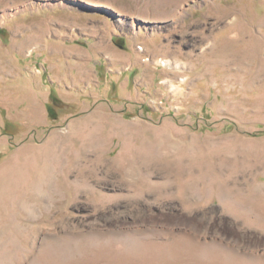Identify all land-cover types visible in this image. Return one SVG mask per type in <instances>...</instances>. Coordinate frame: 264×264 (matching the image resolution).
Masks as SVG:
<instances>
[{"label":"rangeland","instance_id":"1","mask_svg":"<svg viewBox=\"0 0 264 264\" xmlns=\"http://www.w3.org/2000/svg\"><path fill=\"white\" fill-rule=\"evenodd\" d=\"M0 264H264V0H0Z\"/></svg>","mask_w":264,"mask_h":264},{"label":"trees","instance_id":"2","mask_svg":"<svg viewBox=\"0 0 264 264\" xmlns=\"http://www.w3.org/2000/svg\"><path fill=\"white\" fill-rule=\"evenodd\" d=\"M58 101V98L55 96V95H53V93L49 96V101H48V103H47V105H46V109H47V114H48V118L51 120H55L56 119V117H54V109H55V107L54 106H56V102Z\"/></svg>","mask_w":264,"mask_h":264},{"label":"bare ground","instance_id":"3","mask_svg":"<svg viewBox=\"0 0 264 264\" xmlns=\"http://www.w3.org/2000/svg\"><path fill=\"white\" fill-rule=\"evenodd\" d=\"M166 65V64H165ZM168 65H170V63H168Z\"/></svg>","mask_w":264,"mask_h":264},{"label":"crops","instance_id":"4","mask_svg":"<svg viewBox=\"0 0 264 264\" xmlns=\"http://www.w3.org/2000/svg\"><path fill=\"white\" fill-rule=\"evenodd\" d=\"M47 114V113H46Z\"/></svg>","mask_w":264,"mask_h":264}]
</instances>
